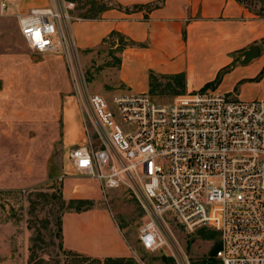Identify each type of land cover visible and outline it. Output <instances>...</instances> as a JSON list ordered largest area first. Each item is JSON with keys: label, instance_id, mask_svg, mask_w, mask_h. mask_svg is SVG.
<instances>
[{"label": "crops", "instance_id": "0c3cea01", "mask_svg": "<svg viewBox=\"0 0 264 264\" xmlns=\"http://www.w3.org/2000/svg\"><path fill=\"white\" fill-rule=\"evenodd\" d=\"M98 1L113 6L97 17L72 16L67 25V59L60 53H34L27 45L14 46L7 39L6 23L21 37L18 19L31 10L53 6L54 0H0L5 4L0 9V77L4 78L0 82V125L57 124L60 131V149L50 142L45 152H37L35 144L20 151V137L13 133L5 136V141L13 143L10 145L1 142L4 138L0 134V189L23 191L44 184L54 165L55 172L62 174L63 199L92 203L90 208L62 215L63 249L94 259H124L130 256V249L109 211L99 202L98 182L76 172L69 160L70 149L84 142L87 109L78 104L69 84L59 90L50 86L51 77L67 73L68 60L76 59L81 67L80 53L120 36L126 41L116 70L123 86L120 93L149 94L150 75L170 78L181 74L183 93L206 89L234 93L247 101L264 100V18L242 0ZM62 32L59 28V34ZM252 47L257 48V57L244 63L243 55ZM23 76L27 81L21 80ZM40 76L45 78V86L48 84L44 89L47 95L39 100L43 112L37 116L35 104L28 101L22 106L27 112L19 117L14 111L19 106L18 94L36 92L35 81ZM20 140L24 146L34 141L29 136Z\"/></svg>", "mask_w": 264, "mask_h": 264}, {"label": "built area", "instance_id": "2783aa9c", "mask_svg": "<svg viewBox=\"0 0 264 264\" xmlns=\"http://www.w3.org/2000/svg\"><path fill=\"white\" fill-rule=\"evenodd\" d=\"M72 9L54 0L19 18L28 49L70 58ZM87 105L84 142L69 160L101 192L125 185L136 195L149 218L138 235L144 251L165 244L171 218L188 234L214 232L218 264H264V100L200 89L166 104L150 94H91Z\"/></svg>", "mask_w": 264, "mask_h": 264}, {"label": "rangeland", "instance_id": "374dc122", "mask_svg": "<svg viewBox=\"0 0 264 264\" xmlns=\"http://www.w3.org/2000/svg\"><path fill=\"white\" fill-rule=\"evenodd\" d=\"M65 1L73 4L71 15L79 18L97 17L103 9L113 6L98 0ZM247 2L250 10L264 18V1L247 0ZM5 29L11 45L19 47L26 45L18 34L12 32L13 26L10 23L5 24ZM122 43L120 38L113 36L106 44L80 53V57L83 58L81 67L76 59L68 60V72L62 76L56 74L51 77L50 86H56L59 90L69 84L78 104L85 105L91 116L87 107L88 96L100 94L110 98L123 90L116 77ZM7 49L8 47L4 48V51H8ZM20 78L22 81H27V76ZM44 79L40 76V80L35 81L36 92L18 94L16 101L19 106L14 111L19 117L21 113L27 112L22 106L28 104V101L31 105L35 104L33 110L37 116L43 112L39 100L44 94L47 95L44 89L48 88V84L45 86ZM3 80L4 78L0 77V82ZM22 81L19 79V84H22ZM181 87L182 82L179 80L154 78L151 81L149 94L156 102L166 104L177 94L183 93ZM39 90L45 93L37 92ZM50 94L55 95L54 92ZM30 110L33 112L32 109ZM11 133L15 137L29 136L34 140L33 143H25L24 146V142L19 138L20 151L35 144L37 152H45L50 149V142L56 145L54 146L56 150L60 149L58 140L60 131L57 124L0 125V134L4 138L1 142L13 144L11 141H5L7 138L5 136ZM49 175V180L44 184H36L23 191L0 189V264H218L211 254L217 242L216 234L206 228L188 234L171 218H164V225L161 227L165 244L155 252L144 251L138 242V235L141 228L149 221L148 214L136 195L125 185L102 191L99 202L107 208L119 228L130 249V256L107 260L65 251L60 233L62 215L75 211L77 206L87 209V204L68 205V201L62 196V174L56 173L52 165ZM67 205L70 210H66Z\"/></svg>", "mask_w": 264, "mask_h": 264}, {"label": "trees", "instance_id": "16d2710c", "mask_svg": "<svg viewBox=\"0 0 264 264\" xmlns=\"http://www.w3.org/2000/svg\"><path fill=\"white\" fill-rule=\"evenodd\" d=\"M262 1H264V0H262ZM243 4H245V5H248V2H247V0H242L241 1ZM118 38H120V40L123 42L122 43V46H121V49L126 45V41H124V39L122 38V37H120V36H117ZM154 78H156V77H154L153 75H150V84H149V86H150V91H151V81L154 79ZM169 79H173V80H176V81H181L182 82V84H183V75H176V76H173V77H170ZM149 91V92H150ZM62 202H63V204H65V201L64 200H62ZM72 203H79V204H87V208H90V207H92V203L91 202H89V201H83V200H70V201H68V205H70V204H72ZM68 205H67V207H66V210L68 209V210H70V207H68ZM81 209V206H77L76 207V209H75V211H79ZM60 233H61V242H62V228H61V221H60ZM214 233V232H213ZM215 234V233H214ZM214 250H215V246H214V248H213V250H212V252H211V254L213 255L214 254ZM67 252H69V251H67ZM72 253V252H71ZM76 254V253H75ZM78 255H80V254H78ZM86 257V256H85ZM107 260H111V259H109V258H107Z\"/></svg>", "mask_w": 264, "mask_h": 264}, {"label": "water", "instance_id": "95a60500", "mask_svg": "<svg viewBox=\"0 0 264 264\" xmlns=\"http://www.w3.org/2000/svg\"><path fill=\"white\" fill-rule=\"evenodd\" d=\"M257 48L256 47H252L249 51L245 52L243 57L245 59V62L244 63H247L251 60H253L254 58L257 57Z\"/></svg>", "mask_w": 264, "mask_h": 264}]
</instances>
